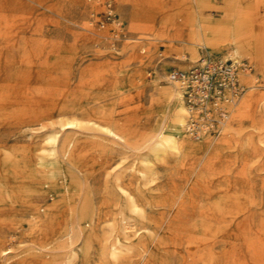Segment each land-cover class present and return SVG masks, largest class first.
Here are the masks:
<instances>
[{
	"label": "rangeland",
	"instance_id": "obj_1",
	"mask_svg": "<svg viewBox=\"0 0 264 264\" xmlns=\"http://www.w3.org/2000/svg\"><path fill=\"white\" fill-rule=\"evenodd\" d=\"M236 3L0 0V231L2 247L10 250L3 260L0 254V264H24L25 258L46 257L48 248L54 250L73 240L68 228L76 217L84 229L89 231L94 223L97 232L104 228L108 238L116 236L131 245L136 255L123 264H140L138 255L143 247L148 264H202L194 243L186 241L188 235L201 236L205 227L197 214V208L207 200L200 195L201 179L196 180L177 161H157L149 153L146 159L147 153L136 148L143 138L156 133L164 117L158 91L170 84L167 80L172 69L191 68L203 58L236 60L241 65L237 77L242 87L236 106L249 91L264 94V64L259 65L258 60L264 45L249 35L253 26L238 24L239 18L250 22L264 16V0H246L248 7L237 10ZM195 18L204 39L216 34L217 49L190 45V23ZM223 18L229 20L223 22ZM9 34L11 40L6 38ZM87 37L90 41L84 43ZM189 46L194 55L188 51ZM104 61L111 62L113 72L103 71L98 77L89 67ZM233 104H223L227 116L220 120L216 117L206 133L191 135L184 129V137L197 143L212 141L215 151L198 150L197 155L206 158L217 152L223 159L226 169L211 178L215 193L209 201L230 187L238 196V206L244 208L232 221H228V215L218 214L221 221L214 230L220 241L215 250L230 242L235 245L237 264H264V256H255L249 245L258 240V248L264 249V145L259 143L264 123L254 128L259 105L252 116H237L234 110L230 113ZM44 112L49 114L40 115ZM197 112H193L195 117ZM38 119L50 123L42 128ZM72 119L77 123L66 125L65 135L87 146L75 157L76 162L86 163L82 175L92 174L85 187L58 155L48 154L49 144L41 141V132L61 131L60 121ZM99 119L119 124L129 121L143 138L133 139V148L115 145L105 129L96 124ZM170 122L165 117V132L173 131ZM245 138H249L248 146L241 149L239 143ZM37 155L49 171L47 177L32 184L31 172L23 170L22 162L25 157L32 161ZM137 169L150 175L141 177ZM109 170L121 171L132 183L143 204L142 215L133 214L124 205L107 174ZM182 205L193 208L194 213L186 217L184 240L172 250L157 242L156 231L166 229L173 211ZM122 218L127 219V234L123 233ZM99 251L97 246L90 248L89 264L104 261ZM50 254L58 261L68 252L56 250Z\"/></svg>",
	"mask_w": 264,
	"mask_h": 264
},
{
	"label": "bare ground",
	"instance_id": "obj_2",
	"mask_svg": "<svg viewBox=\"0 0 264 264\" xmlns=\"http://www.w3.org/2000/svg\"><path fill=\"white\" fill-rule=\"evenodd\" d=\"M192 2L194 5H196L198 0H192ZM133 4L138 10L139 8L138 4L135 1L133 2ZM159 4L160 2L157 1V5ZM235 7L237 10L238 8L245 9L248 6L246 0H237ZM228 20L229 19L223 18L222 21L226 22ZM242 23H249V25L253 26L252 30L249 31L250 34L249 33L248 34L256 38L257 43H259V45L261 46L264 45V16L260 18L252 19L250 22L248 21L243 22V20L239 18L238 24H242ZM88 28L90 30L92 29L91 26ZM176 34L178 36L180 35L179 33ZM6 38L7 40H11L12 39L11 34L7 35ZM89 41H90L89 37L83 40L84 43L85 42L87 43ZM188 41L190 45L196 44V45H200V47L201 46L208 47L210 45L217 49L216 34L214 33L213 37H208L207 39H204L202 30L200 29V27L197 26L196 18L193 19V21L190 23V32L188 34ZM236 46L237 43H235L233 47L234 52H236L237 50ZM188 51L191 53V55H194V53L190 49V46L188 47ZM258 60H259V65L264 64V52L260 53V56H258ZM110 65L111 62L104 61V62L96 63L94 66L92 65V67L90 66L89 68H91V70L93 69L98 77H101L100 75H102L103 71L109 70L113 72V68H109ZM167 82H170V84H168V87L160 88V90L158 91L164 103V117L156 133L153 136L143 138V133L141 134V131L139 130L137 131L136 128L132 127L130 123H128L129 121H125L122 124H119L116 122L113 123L107 121L105 122V120L100 121L99 119V121H95V122L102 129H105V132L107 133V135H109L111 142L114 143L115 145H123L125 147L133 148L131 147L130 142L136 138L138 139L143 138L141 141V145L136 149L147 153L145 155L146 159L149 153L151 154V157L157 161L159 160L165 163L177 161L182 169L186 168L187 170H190V172L196 176L195 178L196 180L201 179V182L198 183V186L200 188L199 189L200 195L204 196L207 200H205L206 202L201 204L200 207L197 208L198 213L197 212L196 213L201 218V220H204L203 223L205 227L203 228V234L199 237H191L187 234L188 236L186 241L189 244L194 243L193 245L196 246L198 252L197 258L200 260V262H202V264H237L239 260L236 257L235 245L233 243L224 242L222 247L224 246L225 247L223 249H221L220 251L215 250V247L220 240L216 239L215 234L217 229L214 230V228H216L217 227L216 225L221 221V219H219L218 214L228 215L227 216L228 221H232V218L236 215V213L243 211L244 208H242V206H238L241 205L238 201V196L230 190V187L229 189L227 188L226 191L223 190L221 192V190H219V192L221 193L218 194V198L212 202L209 201V199L215 193V191H213V188L211 187L210 184L211 178L215 175H220L221 172L226 169L222 167L223 159L220 157V155L217 154V152L210 153L206 158H203L202 155L201 156L197 155L198 150H204L207 152L208 150L212 149V151H215L212 148L213 142L206 140L201 143H197V142L189 141L186 137H184L187 109L185 107V103L182 101L181 98L180 87L170 79H168ZM250 87L253 86L251 85ZM236 104L237 103H234L233 105L230 106V113L234 110V114L237 116L240 115L252 116L253 111L254 110L256 111L259 105L258 107L259 113H258V117H256L257 125L254 126V128L255 129L258 128L259 123H264V94L258 96L256 95L255 92L249 91L242 97V99L238 102L237 106ZM47 114L49 113L44 112L41 113L40 115L47 116ZM167 116L170 118L171 121L170 126L171 129L173 130L172 132H165L166 130H164L163 128V124H164L163 122L165 117ZM45 119L49 120L50 117H47ZM38 120L42 128H45V126H47L50 123V122L45 123L40 121L42 119H38ZM76 121L77 119L60 121V124L63 126V129L61 131L52 129L51 131L46 130L44 132H41V141L49 144L48 148L46 149L48 154L58 155L61 161L68 168L76 172L79 178L77 179L79 180L80 185L82 187H85L90 182L92 174L90 173L86 176L82 175L81 171L86 166V163L76 162L77 158L75 157H77L81 153H84L87 146L85 145V143L81 141L71 140L70 136L65 135L66 129H64L66 125L73 123L76 124L77 123ZM223 124L225 125L226 123L223 122L222 126H224ZM98 133L100 132L98 131ZM248 143H249V138H245L242 141H240L239 147L241 149H244L245 147L248 146ZM259 143L261 145H264V135L259 136ZM69 145L70 148H68ZM66 147L68 148L67 154H66L67 151ZM22 164L24 171L28 170L31 172L32 184L37 182L38 179H43L44 177H47V173L49 170L45 169L47 166L40 163V155L35 156L34 160L32 161L30 160V158L25 157L23 159ZM137 172L141 177L144 176L147 177L148 175H150V172H147L143 169H137ZM107 174L110 176V179L114 185L116 192L123 199L124 205L127 207V209L131 211L133 214L142 215L143 204L140 200V196L137 190L134 188L132 183L125 179L124 174L121 171L109 170L107 171ZM0 182H2L1 176H0ZM193 191L197 192V190L195 189H193ZM80 198L81 197H79V201ZM159 200L161 199L159 198ZM184 202L186 203L188 202V200ZM192 205L193 203H189L190 207H192ZM190 210H188V208H186L184 205L178 206V208L175 211H173L174 214L169 218V223L167 224L166 229L159 230L158 228V230L156 231L157 242L162 244L164 247L171 248L172 250L176 248L177 243L181 244V241L184 240V236H185L184 231L186 230V223H185L186 217L188 214L194 213L193 208H191ZM96 226L97 225L93 223L92 226L90 227V230L88 231L87 229H84L83 227L80 226L76 217L74 218V220H72L68 228V232H70V234L73 235V240H67L63 246L56 248L54 250H50L51 248L50 249L48 248V250H46V252L44 253L46 257L44 258L42 257V259L25 258L22 262H24V264H89L88 261H89L90 248H92L93 246H97L99 248L100 250L99 256L101 259H104V261L102 260L97 264H123L124 260L130 259L134 255H136V253L132 250L131 245L128 246L116 236L108 238V235L106 236V230L102 228L101 232L99 233L97 232ZM122 228H123V233L127 234L128 232L126 231V229L128 228V224L126 218H122ZM257 242L258 240H256L255 242L251 241L249 243V245L253 250V254L257 257L260 255L264 256V249L258 248ZM2 245L3 242L1 239V231H0V254L2 255V260H3V255L8 253L10 250L7 247H2ZM56 250L67 251L68 254L64 257V259L54 261L50 257L51 256L50 253ZM146 253H147V249L143 247L142 251L139 252L138 255L139 259L137 262H140V264H148L149 258L146 256L147 255Z\"/></svg>",
	"mask_w": 264,
	"mask_h": 264
},
{
	"label": "built area",
	"instance_id": "obj_3",
	"mask_svg": "<svg viewBox=\"0 0 264 264\" xmlns=\"http://www.w3.org/2000/svg\"><path fill=\"white\" fill-rule=\"evenodd\" d=\"M240 66L236 60L203 58L191 68L169 72V79L181 88L187 100V133L204 134L213 126L216 117L220 120L227 116L223 104L235 103L242 91L237 77ZM196 109L199 112L195 117Z\"/></svg>",
	"mask_w": 264,
	"mask_h": 264
}]
</instances>
